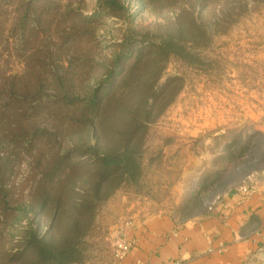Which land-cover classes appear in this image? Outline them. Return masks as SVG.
<instances>
[{
	"label": "rangeland",
	"instance_id": "374dc122",
	"mask_svg": "<svg viewBox=\"0 0 264 264\" xmlns=\"http://www.w3.org/2000/svg\"><path fill=\"white\" fill-rule=\"evenodd\" d=\"M109 1L36 0L47 20L24 46L20 0H0V78L27 70L40 46L32 67L76 69L68 84L106 101L97 130L88 122L36 149L50 168L65 159L46 213L27 208L29 157L16 167L22 210L0 253L17 257L3 264H120L134 226L203 218L264 174V0Z\"/></svg>",
	"mask_w": 264,
	"mask_h": 264
},
{
	"label": "trees",
	"instance_id": "16d2710c",
	"mask_svg": "<svg viewBox=\"0 0 264 264\" xmlns=\"http://www.w3.org/2000/svg\"><path fill=\"white\" fill-rule=\"evenodd\" d=\"M44 1L47 7L51 4V0ZM108 3L111 7L119 4L117 0H110ZM19 7L24 9V13L16 22V27L21 32L18 33L19 41L23 42L24 46L34 45L33 41H36L39 35L38 27L47 20V16L43 19V9L47 8H41L36 0H20ZM40 48L42 47L38 46L29 51L31 53L27 56V70L0 78V231L6 226L11 227L8 221L22 210L21 199L18 198L20 195H16L18 186L12 182L15 181L16 167L29 157L31 169L27 179L33 182L28 191L27 208L46 213L53 207L50 191L56 181L51 180L55 176L61 179L62 163L65 159L56 154L58 161L50 168L46 166L48 160H43V151L37 157L36 149L39 145L43 146V150L51 149L53 139L57 143V136L64 130L78 129L88 122L92 124L93 130H97L96 118L102 115L106 103L99 98L97 90L88 96L91 89L68 84L71 76L78 77L79 72L76 69L68 72L69 68L64 65L48 69L44 64L41 69H38V66L32 67L37 60L34 55ZM49 54L51 57V53ZM76 60L78 59L71 57L69 65L71 63L72 66ZM116 93L115 91L113 94ZM63 107L67 108L64 115L61 113ZM44 121L47 122L46 125L42 123ZM40 167L42 170H39ZM39 190L43 191V196L37 201ZM29 234V242H33L31 240L36 236L34 232ZM16 257L17 253L11 255L10 249H6L0 253V264L14 263Z\"/></svg>",
	"mask_w": 264,
	"mask_h": 264
},
{
	"label": "crops",
	"instance_id": "0c3cea01",
	"mask_svg": "<svg viewBox=\"0 0 264 264\" xmlns=\"http://www.w3.org/2000/svg\"><path fill=\"white\" fill-rule=\"evenodd\" d=\"M125 242L120 264H257L264 249V174L252 186L230 187L203 218L158 216L131 228Z\"/></svg>",
	"mask_w": 264,
	"mask_h": 264
},
{
	"label": "built area",
	"instance_id": "2783aa9c",
	"mask_svg": "<svg viewBox=\"0 0 264 264\" xmlns=\"http://www.w3.org/2000/svg\"><path fill=\"white\" fill-rule=\"evenodd\" d=\"M119 248H120V250H119L120 256H121V258H123L129 250V245L127 242H123L119 245ZM169 264H184V262L182 260L178 259V260H175Z\"/></svg>",
	"mask_w": 264,
	"mask_h": 264
}]
</instances>
